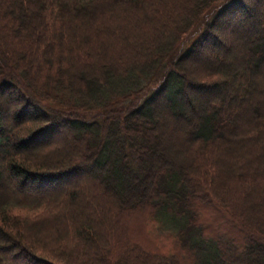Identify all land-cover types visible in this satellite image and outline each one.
<instances>
[{
    "label": "trees",
    "instance_id": "1",
    "mask_svg": "<svg viewBox=\"0 0 264 264\" xmlns=\"http://www.w3.org/2000/svg\"><path fill=\"white\" fill-rule=\"evenodd\" d=\"M0 264H264V0H0Z\"/></svg>",
    "mask_w": 264,
    "mask_h": 264
},
{
    "label": "rangeland",
    "instance_id": "2",
    "mask_svg": "<svg viewBox=\"0 0 264 264\" xmlns=\"http://www.w3.org/2000/svg\"><path fill=\"white\" fill-rule=\"evenodd\" d=\"M233 48H229L228 50H214V51H209L207 53V58L208 59H213L212 55H219L221 57V59H228L231 61L230 59V55L233 52ZM201 62H203L204 60H200ZM212 95V94H211ZM8 96H3V98H1V100L3 102H7ZM1 102V103H3ZM10 113V111L6 110V115ZM177 138V137H176ZM82 176V177H81ZM78 180H82L85 177H83V175H81ZM25 211H20L17 213H23ZM205 215L203 214V217L208 218V216L210 215L209 212H204ZM207 215V216H206ZM225 224H222V226ZM141 229H142V233L144 235V237L147 239V241H149L151 243V246L156 249L159 252L162 253H172L175 252L177 250L176 246L173 244V242L171 241V239L169 237H167L166 235H161L160 233H156L154 228L152 227L151 223H144V225H141Z\"/></svg>",
    "mask_w": 264,
    "mask_h": 264
}]
</instances>
